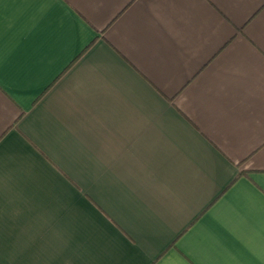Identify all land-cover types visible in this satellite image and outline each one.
Returning a JSON list of instances; mask_svg holds the SVG:
<instances>
[{
  "label": "crops",
  "instance_id": "crops-1",
  "mask_svg": "<svg viewBox=\"0 0 264 264\" xmlns=\"http://www.w3.org/2000/svg\"><path fill=\"white\" fill-rule=\"evenodd\" d=\"M0 264H264V0H0Z\"/></svg>",
  "mask_w": 264,
  "mask_h": 264
}]
</instances>
